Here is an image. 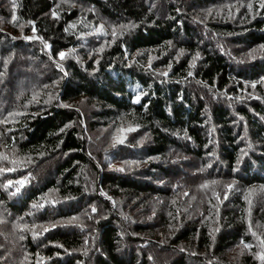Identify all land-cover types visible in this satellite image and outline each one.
I'll list each match as a JSON object with an SVG mask.
<instances>
[{
  "label": "trees",
  "instance_id": "1",
  "mask_svg": "<svg viewBox=\"0 0 264 264\" xmlns=\"http://www.w3.org/2000/svg\"><path fill=\"white\" fill-rule=\"evenodd\" d=\"M262 2L0 0V264H264Z\"/></svg>",
  "mask_w": 264,
  "mask_h": 264
},
{
  "label": "snow or ice",
  "instance_id": "2",
  "mask_svg": "<svg viewBox=\"0 0 264 264\" xmlns=\"http://www.w3.org/2000/svg\"><path fill=\"white\" fill-rule=\"evenodd\" d=\"M13 6H15V4L13 5ZM251 7V5H249V8ZM261 7H264V2H262V4H261ZM16 18H15V16H13V20H15ZM122 27H124V26H122ZM97 31L99 32L100 31V29H97ZM116 33H115V31L113 32V35H115ZM33 39L35 38V37H32ZM26 39H27V37H26ZM59 56H60V58L61 59H64L65 58V56H66V54L65 53H63V52H61L60 54H59ZM190 75H191V73H189ZM253 87H255V85H252ZM137 99V101H139V97H137L136 98ZM134 129H129V131H133ZM61 131H63V129L61 130ZM118 143H123V138H121L120 140H118L117 141ZM12 169H9V171H11ZM123 169H121V171H122ZM4 171V169H0V172H3ZM16 183H18V184H23V181H17ZM213 183H215V182H213ZM12 186V182L10 181L9 182V184H8V187H11ZM204 187H207V185H204ZM226 198V197H225ZM249 203H251L250 201H249ZM44 205H34V207H43ZM95 208H93V212H95ZM44 231L45 232H47V231H49V229L48 228H44ZM253 235H255V233H253ZM243 243V242H242ZM261 243H264V241H261ZM245 247L247 248V247H249V245H247V244H245ZM262 260H264V255H262L261 257H260Z\"/></svg>",
  "mask_w": 264,
  "mask_h": 264
},
{
  "label": "rangeland",
  "instance_id": "3",
  "mask_svg": "<svg viewBox=\"0 0 264 264\" xmlns=\"http://www.w3.org/2000/svg\"><path fill=\"white\" fill-rule=\"evenodd\" d=\"M117 3H121L124 4L126 3L127 0H116ZM99 8L102 10L103 13L107 14L108 16H112V12L110 11V9L102 2L96 3Z\"/></svg>",
  "mask_w": 264,
  "mask_h": 264
}]
</instances>
